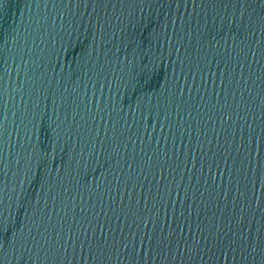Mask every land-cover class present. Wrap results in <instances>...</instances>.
Segmentation results:
<instances>
[{"label": "water", "instance_id": "1", "mask_svg": "<svg viewBox=\"0 0 264 264\" xmlns=\"http://www.w3.org/2000/svg\"><path fill=\"white\" fill-rule=\"evenodd\" d=\"M262 169L264 0H0V264H264Z\"/></svg>", "mask_w": 264, "mask_h": 264}, {"label": "snow or ice", "instance_id": "2", "mask_svg": "<svg viewBox=\"0 0 264 264\" xmlns=\"http://www.w3.org/2000/svg\"><path fill=\"white\" fill-rule=\"evenodd\" d=\"M237 169L239 170L237 171ZM251 171H252V161L249 160L248 156H245L243 161L234 162L231 169V173H234L239 178V180L244 181L245 187H247L248 183L250 182L247 178V174L250 173ZM5 227L6 226L4 222L0 221V232H2L5 229ZM8 230H11V226H8ZM152 239H155V237L153 236Z\"/></svg>", "mask_w": 264, "mask_h": 264}]
</instances>
